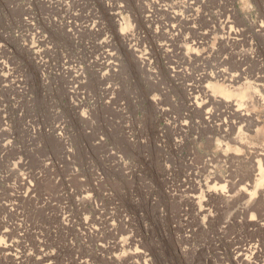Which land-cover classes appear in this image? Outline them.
<instances>
[{
	"label": "rangeland",
	"instance_id": "rangeland-1",
	"mask_svg": "<svg viewBox=\"0 0 264 264\" xmlns=\"http://www.w3.org/2000/svg\"><path fill=\"white\" fill-rule=\"evenodd\" d=\"M262 80L264 0H0V264H264Z\"/></svg>",
	"mask_w": 264,
	"mask_h": 264
},
{
	"label": "bare ground",
	"instance_id": "bare-ground-1",
	"mask_svg": "<svg viewBox=\"0 0 264 264\" xmlns=\"http://www.w3.org/2000/svg\"><path fill=\"white\" fill-rule=\"evenodd\" d=\"M148 17V15H147ZM170 21L172 22L170 25H169V30L171 32V35L172 36H175L176 39H179L182 37V35L180 36L181 34V26H182V23H181V20H180V15L178 13L177 10L174 11V14L171 16L170 18ZM180 36V37H179ZM203 36V34L201 35V37ZM179 37V38H178ZM174 39L173 37L169 38L167 41L168 42H171L169 45L171 46H174V41L176 40ZM182 43L179 45V50L181 51V54L184 56L187 54L188 52V49L191 48V47H198L201 43L200 41H198L197 39H194L193 41H190L191 43L189 44L188 42L189 41H181ZM217 76L219 75H224V70L223 69H220L219 71H216L215 73ZM210 77H214V75L212 73H206V74H203L201 75L200 77V87H201V90L204 91L206 93V96H207V102H214L216 101V103H220V101L222 100H229L228 98H226V94L229 93V90L228 88L225 86H217V89L222 93V94H225V95H220L219 98H217L214 94H208L206 89H208V84L205 83L207 82V80L210 78ZM242 80V75L241 74H232L231 75V81L232 83L234 84H237L239 83L240 81ZM261 81V80H260ZM264 81V80H262ZM260 87L264 90V83H260L259 84ZM255 97H257L258 99L260 98V100H263L264 98L261 97L258 93L254 92L253 93ZM253 96V98H254ZM230 107H231V111H229L228 115L223 119L222 117H214L213 115V112H211V110H207V113H211L210 117L212 118L211 120H215V121H218L217 122V125L219 127V130H221V133H222V136L226 137V136H229L231 131L235 130L238 125L240 124V127L238 128L240 131L233 137V139L237 142H240V143H244L243 141V132L241 131L242 128L246 127L247 124L249 126V128L252 127V124H253V121H258L254 115H251L249 112L245 111L241 105L240 102H236L234 104H230ZM244 123L246 125H244ZM255 123V122H254ZM186 124V123H184ZM247 126V127H248ZM247 128V130L249 129ZM263 153L262 152H258V155H262ZM258 169H259V172L257 173L258 175L260 176H263L264 175V167L261 166V158L258 159ZM80 201H82L81 199H79ZM85 200V198H84ZM83 200V201H84ZM5 234V231L2 230V224L0 222V241H1V237ZM9 236V235H8ZM6 235V237H8ZM14 244L13 243H10V244H5V245H2L0 243V249H3V250H6V251H9L8 253L9 254H12V250H15L14 248ZM18 261L20 262H23L24 261V256L22 255H17L15 257Z\"/></svg>",
	"mask_w": 264,
	"mask_h": 264
}]
</instances>
